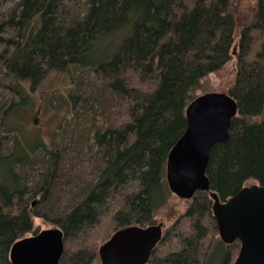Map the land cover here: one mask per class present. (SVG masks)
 <instances>
[{"label": "trees", "instance_id": "trees-1", "mask_svg": "<svg viewBox=\"0 0 264 264\" xmlns=\"http://www.w3.org/2000/svg\"><path fill=\"white\" fill-rule=\"evenodd\" d=\"M231 1L0 0V264L35 219L62 230L58 264H92L118 229L155 224L192 91L232 56L237 112L206 174L221 201L264 186V0L238 35ZM52 71L70 79L71 115L28 151L14 123ZM209 194L188 199L147 264L233 263L239 241L219 239Z\"/></svg>", "mask_w": 264, "mask_h": 264}, {"label": "water", "instance_id": "water-1", "mask_svg": "<svg viewBox=\"0 0 264 264\" xmlns=\"http://www.w3.org/2000/svg\"><path fill=\"white\" fill-rule=\"evenodd\" d=\"M236 112L237 104L226 92H209L191 101L185 110V132L168 155L167 180L170 190L181 198L210 192L219 239L240 244L232 264H264V186H245L221 201L211 191L206 174L210 150L227 142ZM163 226L159 222L118 229L98 248L100 264H147ZM63 248L62 230L47 228L16 241L9 258L11 264H58Z\"/></svg>", "mask_w": 264, "mask_h": 264}, {"label": "rangeland", "instance_id": "rangeland-1", "mask_svg": "<svg viewBox=\"0 0 264 264\" xmlns=\"http://www.w3.org/2000/svg\"><path fill=\"white\" fill-rule=\"evenodd\" d=\"M255 5L256 0L231 1V10L236 20L237 35L240 29L243 26L248 25L252 20L253 13L255 12ZM235 69L236 59L232 56V58L221 69L209 74L200 81L199 86L192 91V101L209 92L227 93V90L234 83ZM0 72H2V70ZM70 87L71 82L66 73L52 71L44 78L41 84L32 91L30 103L25 107L21 117L18 119L19 122L16 121L14 123V127L16 128L15 132H17L18 137L20 138L19 144L22 147H25L28 150V146L39 143L43 145L44 149L50 148L51 144L56 142L55 140L58 138L57 135H63V130L61 131L60 129L63 126L62 120L69 119L71 115L64 99ZM51 92L55 97L54 95L52 97L49 96ZM58 98L59 100H57ZM89 125L90 124H84L86 129ZM9 126L11 127V125H8V127ZM72 128L73 125L71 126V129ZM82 132H84V129ZM79 133L80 131L77 132V134ZM10 135L11 137L13 136V134ZM68 138L70 139L72 137ZM82 140L87 141L88 139L83 137ZM163 176L167 189L170 192V196L165 206L157 213L155 224L162 222L164 225L163 230H165L174 222V220L184 213L188 205V199L181 198L170 190L166 167ZM252 184H255L254 181H248L246 183L247 186ZM34 227L38 231L53 228V226L41 222L40 219L34 220ZM92 264H100L98 255Z\"/></svg>", "mask_w": 264, "mask_h": 264}]
</instances>
